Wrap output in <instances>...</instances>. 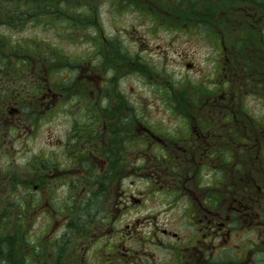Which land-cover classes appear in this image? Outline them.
<instances>
[{"label":"flooded vegetation","instance_id":"flooded-vegetation-1","mask_svg":"<svg viewBox=\"0 0 264 264\" xmlns=\"http://www.w3.org/2000/svg\"><path fill=\"white\" fill-rule=\"evenodd\" d=\"M151 5L95 57L3 43L0 264H264V0ZM160 30L208 42L207 67Z\"/></svg>","mask_w":264,"mask_h":264},{"label":"trees","instance_id":"trees-1","mask_svg":"<svg viewBox=\"0 0 264 264\" xmlns=\"http://www.w3.org/2000/svg\"><path fill=\"white\" fill-rule=\"evenodd\" d=\"M154 1L166 3L163 6L165 9L172 10L175 6H178L177 8L193 9L199 18L205 13L200 15L201 13L197 10H202L205 6L214 8L213 0H0V28L4 26L8 30H23L30 25H35V27H42L44 31L50 30L54 33L55 38L58 34V39L61 38L63 41H65L64 39L81 38L83 42L76 41L72 44L76 47L85 45L84 49L89 51L93 49V56L95 57V51L102 47L104 42H113L119 37L118 34L109 35L106 33L102 20L104 7L108 6L109 12L115 18V21L119 15L130 11L137 15L141 24H152L155 23L154 7L151 5V2ZM216 7H219V4ZM203 18L209 20L211 17L206 14ZM216 18L217 16L213 15V19ZM188 19L190 17L186 13L185 23ZM205 23L208 24L209 22ZM101 31L105 33V39ZM13 41L53 42L38 35L22 40H13L8 35L0 33V57L3 43ZM52 46L57 51L65 52L63 47H60L55 41ZM105 46L108 47L109 45L105 44ZM23 49L27 50V46H24ZM86 56L89 57L92 54L88 52ZM66 57L68 56L65 53L59 55L57 63L64 64ZM16 199L19 200V198L10 199L14 203L10 202L9 209L17 210ZM1 259L0 257V263Z\"/></svg>","mask_w":264,"mask_h":264},{"label":"rangeland","instance_id":"rangeland-1","mask_svg":"<svg viewBox=\"0 0 264 264\" xmlns=\"http://www.w3.org/2000/svg\"><path fill=\"white\" fill-rule=\"evenodd\" d=\"M103 24L106 30V33L109 35H115L118 34L120 36H123L122 40H128L127 36H125V33L123 31H127L130 26L132 25H136L138 27L139 30H141L142 34L145 31L146 24H141L140 21H138V17L135 13L132 12H124L122 15L118 16V19L115 21V18L112 17L111 13L109 12L108 6L104 7L103 9ZM122 31V32H121ZM0 33H2L3 35H8L9 38L13 39V40H22L25 38H29V37H33L34 35H38L42 38L45 39H49L52 40L53 42H57V44L61 47H63L64 51H68V50H73L76 47V45L72 44V42H83V40L81 38H76V39H64L65 41H63V39H58L59 35L56 34V38L53 32H51L50 30H46L44 31L42 29V27H35V25H30L29 27H27L26 29L23 30H8L7 28H5L4 26H2L0 28ZM160 36L156 38V35H151L149 36L147 35V39L146 41L149 43H156L159 41H165L168 39V41H173V42H177L180 44H183V47L185 49H189L190 51L194 52V55L189 56V58L191 60H193L195 63L196 62H200L201 66L203 68L207 67V64L203 61V59L205 57L208 56V54L211 52V49H208V42H206L205 40L202 39H198V38H189L187 36H180L177 39L175 38H171V35L168 34V31H164V30H160ZM7 39V38H6ZM67 41V42H66ZM83 46V47H82ZM80 46L81 48L84 49L85 45ZM65 47V48H64ZM164 50H168V47L162 48ZM174 57L176 56L175 54L173 55ZM154 58H156L157 63L160 64V56L157 54L153 55ZM171 58V59H166L164 60V62L169 63L170 67H174L178 72L182 71L183 68L180 67L179 63H180V58ZM191 78H197L199 77L198 72L197 71H193L189 73ZM132 82H133V78L132 77H128L126 79L123 80V87L126 88L127 90L131 91L132 90ZM139 84H137V88H138ZM134 90H136L134 88ZM144 96L146 98V101L148 103L155 104V103H159V101L161 100L160 97H156L153 96L149 91L144 90L143 91ZM153 118H158V119H166V115L165 112L161 111V112H156L152 115ZM44 136H46V130L44 131Z\"/></svg>","mask_w":264,"mask_h":264}]
</instances>
